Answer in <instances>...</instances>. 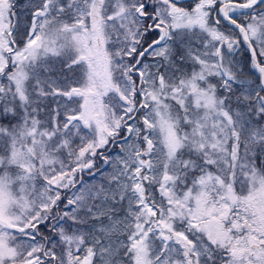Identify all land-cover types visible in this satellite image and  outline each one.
Listing matches in <instances>:
<instances>
[{
  "label": "snow or ice",
  "instance_id": "6c2138e0",
  "mask_svg": "<svg viewBox=\"0 0 264 264\" xmlns=\"http://www.w3.org/2000/svg\"><path fill=\"white\" fill-rule=\"evenodd\" d=\"M0 264H264V0H0Z\"/></svg>",
  "mask_w": 264,
  "mask_h": 264
}]
</instances>
